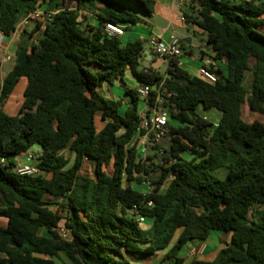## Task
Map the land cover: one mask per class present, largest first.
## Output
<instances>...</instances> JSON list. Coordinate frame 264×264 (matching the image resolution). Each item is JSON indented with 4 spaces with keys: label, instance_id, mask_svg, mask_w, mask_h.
Listing matches in <instances>:
<instances>
[{
    "label": "trees",
    "instance_id": "obj_1",
    "mask_svg": "<svg viewBox=\"0 0 264 264\" xmlns=\"http://www.w3.org/2000/svg\"><path fill=\"white\" fill-rule=\"evenodd\" d=\"M185 6L186 23L225 61L216 84L176 60L165 58V73L147 68L142 41L124 44L108 32V25L129 28L152 17L155 0H0L6 38L31 13H54L43 31L38 23L22 33L5 78L0 60V159L7 162L0 166V264H56L61 254L71 264H134L131 256L158 253V264H264V122L242 113L248 104L264 114V0ZM128 69L155 88L147 114L167 109L170 155L164 147L138 152L147 133L138 90L125 88L123 111V100L102 93L105 85H125ZM22 78L24 102L11 116L3 108ZM209 111L220 113L218 122ZM36 147L39 174L17 173V159ZM214 232L230 234L215 260L182 257L190 242L205 243Z\"/></svg>",
    "mask_w": 264,
    "mask_h": 264
},
{
    "label": "crops",
    "instance_id": "obj_2",
    "mask_svg": "<svg viewBox=\"0 0 264 264\" xmlns=\"http://www.w3.org/2000/svg\"><path fill=\"white\" fill-rule=\"evenodd\" d=\"M156 1V7H155V13L152 17L145 18L144 22L133 26L134 28V34L135 36H139L140 38H147V40H144V43H147L149 45V40L152 36H160L162 39L166 42H169L170 38L172 36H176L180 42H182V49L184 52V55L180 58V62L182 64V69L184 70L185 67H188L187 61H185L184 57L191 59L192 61H198V67L196 68H190L192 71L195 69L197 70L196 75L198 77V70L202 65L203 59L206 58V56H210L213 54V51L207 48V45L203 44V41L201 39V36L199 33H197V30L188 25L187 23H184L181 21L180 16L183 14L184 9L186 10L187 7H182L181 10L177 8V1L178 0H155ZM187 1V0H184ZM236 3H240L243 0H235ZM246 1H252V0H246ZM261 1V0H259ZM45 7H43L41 10L45 11ZM92 19H95V17L92 14H89ZM179 21L182 23L180 24L181 28L186 31V33H183L182 35L179 34L178 29V23ZM41 24V22H38ZM36 23V25L38 24ZM45 26V24H44ZM26 28H23L20 32L18 31L15 34L14 38H6L9 39L10 42L7 44H3V52L6 53L8 56H12L10 51L11 48L15 45L18 46L20 39L22 38L21 33L24 32ZM124 31V35L122 36L124 39L127 37V33L131 30V28H122ZM38 32V31H37ZM194 39L198 40V43L194 45ZM127 44V43H126ZM145 57L143 65L145 66L146 63V52H149L152 55L151 61L148 63L150 65L149 68H153L155 70H160L162 72H166L169 67V62L160 56L154 54L151 50V47L149 45V49H147L145 46ZM188 48V49H187ZM193 49H198L201 52L200 57H196ZM16 52V51H15ZM14 52V55H15ZM3 56V55H2ZM15 66V60L12 61V57L10 61L6 63H2V77L5 78L6 75L14 68ZM164 66H166L164 68ZM220 67L224 70L226 67V64H221ZM125 85H122L121 83H118L116 85L110 86L105 85L102 88V93L104 96L111 98L113 100H123L124 106L122 107V111L126 110V108L129 105V99L126 96V91L122 88H131L140 90L142 85L133 77L131 71L128 69L125 73ZM28 81L26 78L20 79L19 83L17 84L13 94L8 99V101L4 105V111L8 113L11 116H16L23 105L24 102V92L27 87ZM140 115L147 114L149 112V106L148 101L140 100L139 105ZM161 109L164 111H167L165 107L161 106ZM151 112V111H150ZM207 117H210L209 114L205 115ZM146 134L144 136L139 137V149L138 152H141V154L145 157L147 156L149 148L145 149V146L143 145ZM167 144V141L162 140L161 147L165 146ZM156 148V150H155ZM154 149L157 151L158 148L155 147ZM33 152L39 153V148H34L32 150ZM25 154L21 155L16 163H24L25 162ZM88 165L93 171V167L88 163L85 162V166ZM84 166V168H85ZM230 241V234L227 233H221V232H214L208 241L205 243H199V242H190L186 248L184 249V252L182 253V257H184L186 260L192 259L190 256V252L192 248L199 247L201 245L205 246V251L202 257L198 258L200 260L205 261H213L217 257L219 251ZM188 257V258H187Z\"/></svg>",
    "mask_w": 264,
    "mask_h": 264
},
{
    "label": "built area",
    "instance_id": "obj_3",
    "mask_svg": "<svg viewBox=\"0 0 264 264\" xmlns=\"http://www.w3.org/2000/svg\"><path fill=\"white\" fill-rule=\"evenodd\" d=\"M185 6L184 0L177 1V8L179 10ZM54 13H48L43 10H37L31 13L28 17L24 18L22 22L19 24L16 33L21 31L23 28L28 27L32 23L41 22L43 24H47L52 20ZM180 19L182 22L186 23V20L181 14ZM108 32L115 34L119 37L124 35V31L121 27L115 25H108L107 26ZM5 41V36L0 33V55H3L2 63H6L10 61L11 57L6 55L3 52V44ZM149 45L151 50L154 54L160 56L161 58L176 60L177 66L179 68L182 67L180 62V58L184 55L182 44L180 40L176 36H172L169 42H166L160 36H152L149 40ZM225 64V61L218 62L214 59V53L210 56H206L203 59L202 65L198 70V78L201 80L209 83V84H216L218 81V76L216 74L219 71L220 65ZM155 90L154 87L149 85H143L139 90V98L144 101H148L151 98L152 92ZM164 93L170 97L172 94L168 93L167 89L164 88ZM156 101L158 104H163V98L157 96ZM142 118V127L147 131L145 140L143 145L146 148L149 147H157L159 149L160 144L168 135V113L161 109V107H157L151 109L150 114H143ZM162 151V150H160ZM25 162L24 163H16L15 170L17 173L21 175H28V176H35L39 174V170L37 168L38 161L40 159V153L37 152H29L25 154ZM6 161L4 159H0V166H5ZM137 221L140 226L144 225V218L141 216H137ZM61 235L65 239H69V231L65 228L60 229ZM205 251V246L201 245L199 247L192 248L190 252V256L192 258H200L203 256Z\"/></svg>",
    "mask_w": 264,
    "mask_h": 264
},
{
    "label": "rangeland",
    "instance_id": "obj_4",
    "mask_svg": "<svg viewBox=\"0 0 264 264\" xmlns=\"http://www.w3.org/2000/svg\"><path fill=\"white\" fill-rule=\"evenodd\" d=\"M64 7V6H63ZM66 7V6H65ZM72 7V6H71ZM46 8V7H45ZM185 10V9H184ZM82 14L83 15H86V16H90L89 14H91L88 10H83L82 11ZM42 24V27H41V30L43 31V28H44V24ZM180 24H182L180 21L178 23V29H179V34H183V33H186L185 30H183L180 26ZM36 27V23H32L30 24L26 31L28 34H31L33 32V30L35 29ZM131 30L127 33V37L124 39L123 37H121V40L124 44L126 43H130V42H135L137 40H140L143 42L144 46L149 49V45L147 43H144V40H147V38H140L139 36H135L134 34V28L130 27ZM42 31H38L36 32L33 37H28L31 41L33 40V38H37ZM23 33V32H22ZM21 33V35H22ZM30 41V42H31ZM10 40L9 39H6L4 41V44H7L9 43ZM198 43V40L197 39H194V45H196ZM31 43H29L30 45ZM17 49V45L13 46L11 48V57H12V61L15 60V55H14V52L16 51ZM188 49V48H187ZM193 52L195 54L196 57H200L201 55V52L198 50V49H193ZM3 56L0 55V60H2ZM185 61H187V65L188 67H185L184 70L186 72H188L189 74L195 76L196 75V69L194 71H192L190 68H196L198 67V61H192L191 59L189 58H186L184 57ZM166 66H164L165 68ZM190 67V68H189ZM247 77H248V81H247V84L248 86H250V83H251V76L250 74L248 73L247 74ZM123 90H125L124 88H122ZM198 113L199 114H204L203 112H201V110L199 109L198 110ZM242 113H243V119L247 122H253L255 120H258V121H261V122H264V114H258V113H254L253 111L250 110L248 104H245L243 107H242ZM205 114H209L210 118H211V121L216 123L219 121L220 119V113L218 111H209V112H205ZM161 147V145H160ZM164 148H166L165 146H162ZM155 147H149L150 150H148L147 152V156L149 155H153L156 151L155 150H151V149H154ZM185 158H189V154H185L184 156ZM84 173H88L90 175H92L93 171H91L90 167L88 165L85 166L84 170H83ZM225 175V172L223 171L221 173V176H224ZM135 187L136 188H139V189H143V190H147L148 186L147 185H137L135 184ZM49 200H51L49 197H48ZM52 202H55V201H52ZM55 210H57V206L55 208ZM64 222L61 223V225H63ZM0 225H5V221L4 220H0ZM145 229L148 228V225H146L144 227ZM184 252V250L181 252V254ZM163 258V253H158L156 256H152V257H144V256H131L130 259L133 261L134 264H158ZM188 258V257H187ZM56 264H71V262L69 261V259L64 255V254H61L60 258L58 260H56Z\"/></svg>",
    "mask_w": 264,
    "mask_h": 264
},
{
    "label": "water",
    "instance_id": "obj_5",
    "mask_svg": "<svg viewBox=\"0 0 264 264\" xmlns=\"http://www.w3.org/2000/svg\"><path fill=\"white\" fill-rule=\"evenodd\" d=\"M181 44H182V42H181ZM151 58H152V55L149 52H146V63L147 64H145V67H147V68L150 67V65L148 63L151 61ZM21 117H22V115H21ZM163 140L167 141V144H165V147L168 149V155H170L171 149H170V144L168 143V138L165 137V138H163ZM155 150H156V148H155Z\"/></svg>",
    "mask_w": 264,
    "mask_h": 264
}]
</instances>
